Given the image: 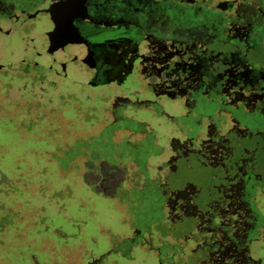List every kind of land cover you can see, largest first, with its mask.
<instances>
[{"label": "flooded vegetation", "instance_id": "af4514ba", "mask_svg": "<svg viewBox=\"0 0 264 264\" xmlns=\"http://www.w3.org/2000/svg\"><path fill=\"white\" fill-rule=\"evenodd\" d=\"M31 20L47 21L51 28V34H45L50 45L39 44L19 61L23 68L40 72L39 82L53 86L63 77L84 89L104 90L102 94L126 112L137 105L159 107L155 117L167 137L164 142L157 137L158 148L148 150L151 178L157 179L151 204L159 215L155 219H161L154 231L170 228L173 237V231L176 236L203 211L217 220L218 208H233L226 213L232 248L223 262L264 264V0H0V33ZM253 35L260 36L262 46L252 44ZM42 52L57 62L37 63ZM73 60L81 62L70 75L67 66ZM52 63L66 69L55 72ZM213 91L225 97L220 100L223 108L198 114L201 122H193L194 128L182 124L197 134L212 116L210 126L217 133L221 124L229 129L227 144L220 143L222 134L215 132L208 137L209 148L201 144L181 155V117L193 115L199 100L211 102ZM241 99L247 103L242 112L258 110L261 115L260 123L253 129L249 124L244 133L241 126L230 129L231 120H217L227 106L239 115L235 109ZM164 143L175 156L153 164L152 156L164 154ZM108 174L102 175L96 190L114 198L119 178ZM189 186L196 213L180 214L176 222L173 213H181V191ZM163 235L160 239L170 237Z\"/></svg>", "mask_w": 264, "mask_h": 264}, {"label": "rangeland", "instance_id": "374dc122", "mask_svg": "<svg viewBox=\"0 0 264 264\" xmlns=\"http://www.w3.org/2000/svg\"><path fill=\"white\" fill-rule=\"evenodd\" d=\"M49 27L47 21L31 20L0 33V264H228L223 261L233 239L227 214L233 208H218L217 220L203 211L173 237L170 228L154 231L161 219H155L159 215L151 204L157 179L151 178L148 150L158 148L157 137L163 142L167 137L158 128L157 105L156 110L137 105L126 112L104 90L84 89L63 77L52 86L39 82L40 72L19 65L39 44L50 45ZM259 37L250 38L253 45H263ZM45 55L38 53L37 63L57 62ZM80 62L67 66L70 75ZM49 66L55 72L66 69L62 63ZM210 96L211 102L199 100L193 115L181 117V155L201 144L209 148L208 137L217 133L210 126L212 116L197 134L182 124L194 128L193 122H201L198 114L223 108V95L213 91ZM243 104L241 99L236 105L239 115L227 106L217 120H231L229 128L241 126L243 133L249 124L255 128L261 115L242 112ZM219 127V141L227 144L229 129ZM163 150L160 157L152 156L153 164L175 156L168 143ZM107 174L119 178L114 198L96 190ZM192 193V186L181 191V213H173L174 221L196 213ZM146 215L151 219H143ZM166 233L170 237L160 239Z\"/></svg>", "mask_w": 264, "mask_h": 264}]
</instances>
